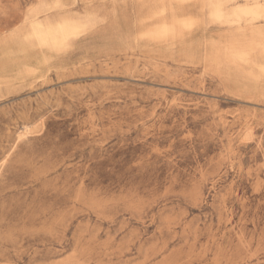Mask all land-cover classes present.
I'll use <instances>...</instances> for the list:
<instances>
[{"label":"rangeland","instance_id":"1","mask_svg":"<svg viewBox=\"0 0 264 264\" xmlns=\"http://www.w3.org/2000/svg\"><path fill=\"white\" fill-rule=\"evenodd\" d=\"M192 1L0 0V264H264V0Z\"/></svg>","mask_w":264,"mask_h":264},{"label":"bare ground","instance_id":"2","mask_svg":"<svg viewBox=\"0 0 264 264\" xmlns=\"http://www.w3.org/2000/svg\"><path fill=\"white\" fill-rule=\"evenodd\" d=\"M167 1L170 2L171 5L169 7V9L172 11L171 21H162L159 26L143 32L142 35H140V38L149 39L156 43H163L165 41H169L170 39L171 42L170 44H168V46H173L178 42L179 37V43L181 45L178 50L183 52H192L194 50V46L192 44L188 45V42L183 39V36H181L180 33V31L184 28L190 29L195 22L193 17H188L186 15V11H188L191 7H194L192 9H194L195 11L197 10L203 14L206 7H195V5L197 4L192 0H161L164 5L161 9L162 12H164L168 8L166 6ZM208 2H214L217 4V6L220 4V0H209ZM208 2L206 3V6ZM47 9L49 8H45L42 11H46ZM218 15H220V13H218L217 16ZM32 17L33 19L31 20V26L34 42L36 45L46 49L61 48L72 36H76L80 33V31H82L85 23L82 19H76L66 16H63L57 20L52 19L49 15L45 16L44 18H40L36 16V14H34ZM216 47L217 46L212 47L211 54H213L214 60L217 62V64H221L219 58L215 55L217 54ZM10 52L11 51H7V48H2L0 51V56H6L7 54H10ZM262 68L264 70V64L262 65ZM32 72H34V69L25 67L23 69H17L16 74H11L8 77H10V79L16 80L19 78V76L23 74H30ZM0 81H4L2 69H0Z\"/></svg>","mask_w":264,"mask_h":264}]
</instances>
